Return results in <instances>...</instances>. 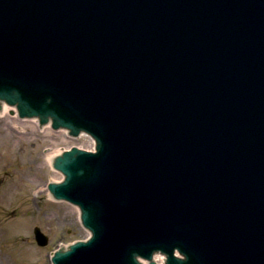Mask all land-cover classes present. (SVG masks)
Wrapping results in <instances>:
<instances>
[{
  "label": "water",
  "instance_id": "1",
  "mask_svg": "<svg viewBox=\"0 0 264 264\" xmlns=\"http://www.w3.org/2000/svg\"><path fill=\"white\" fill-rule=\"evenodd\" d=\"M0 102L96 141L52 264H264V0H0Z\"/></svg>",
  "mask_w": 264,
  "mask_h": 264
},
{
  "label": "rangeland",
  "instance_id": "2",
  "mask_svg": "<svg viewBox=\"0 0 264 264\" xmlns=\"http://www.w3.org/2000/svg\"><path fill=\"white\" fill-rule=\"evenodd\" d=\"M28 121L0 118V264H52L61 243L69 246L89 233L78 207L49 194L47 185L58 172L45 158L55 149L85 144L86 137L64 142Z\"/></svg>",
  "mask_w": 264,
  "mask_h": 264
},
{
  "label": "bare ground",
  "instance_id": "3",
  "mask_svg": "<svg viewBox=\"0 0 264 264\" xmlns=\"http://www.w3.org/2000/svg\"><path fill=\"white\" fill-rule=\"evenodd\" d=\"M2 117L6 118V119H10L13 124H18V123H20V120H21V119L18 120L19 118H18V114H17V111H16L15 107H12V106L4 103V102H0V118H2ZM23 120H25V119H23ZM26 120H30V122L28 121V123L31 125V127L35 128L36 130H38V129L44 130L51 137H61V139L64 142H69V140L72 139L70 136H68V133H67L66 130H53L49 124L41 125L39 123V120L36 119V118H29V119H26ZM78 146H80L82 148H86V149H93L94 148V140H92L91 138L87 137L86 140H85V144L78 145ZM60 151H61L60 149H55L52 152L47 153L46 157H45L46 158V162L48 163V165L56 173L58 171L54 168V163H53L54 160H53V158H54V155L55 154H59ZM57 174H58L56 176L57 180L63 178L62 174H59V172ZM57 180L55 182H58ZM78 213H79V210H78ZM90 235H91V233H87V236H90Z\"/></svg>",
  "mask_w": 264,
  "mask_h": 264
}]
</instances>
